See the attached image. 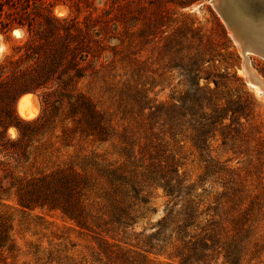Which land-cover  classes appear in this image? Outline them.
<instances>
[{
	"label": "rangeland",
	"instance_id": "1",
	"mask_svg": "<svg viewBox=\"0 0 264 264\" xmlns=\"http://www.w3.org/2000/svg\"><path fill=\"white\" fill-rule=\"evenodd\" d=\"M126 1L130 13L123 7ZM28 2L29 14L20 16L25 0H0V135L5 136L0 148V213L11 218L13 243V250H0V264H103L110 259L92 233L79 229L59 210L21 208L15 189L9 187L11 177L30 179L61 167L73 166L91 173L88 159L93 154H104L108 162L118 159L110 144L99 145L73 131L65 137L64 123L58 117L38 123L20 143H8L19 137L17 118L32 120L41 113V92L30 90L29 79L41 76V69L65 46L90 51L84 60L75 59L85 74L76 89L110 113L114 126L121 123L122 110L129 107L125 103L127 95H135L141 106H178L188 91L190 71L204 62L199 85L213 90L210 102L220 109L219 114L227 113L229 118L235 108L231 101L239 99L250 122L245 124L246 131L234 137L237 147L232 151L222 146L217 131L209 140L211 155L220 161L230 159L223 163L228 167L242 168L249 160L261 161L259 167H248L246 174L253 179L256 170L264 171V148L260 146V141L264 142V95L248 83L243 73L244 56L211 0ZM52 15L66 19H52ZM122 15L124 20H120ZM29 18L33 24L30 30L18 25L17 20L26 23ZM5 22L9 24L2 28ZM66 28L73 36L66 33ZM16 30L19 32L14 33ZM246 60L248 67L264 79V58L250 53ZM25 94L31 95L36 105L35 114L27 118L17 110L18 99ZM233 118L244 121L238 112ZM251 125L260 133L252 132ZM186 135L178 148L180 172L196 183L197 192L203 195L221 192L217 174L203 178L204 158L192 146L189 132ZM142 193L147 202L138 207L133 230L149 233L169 205L168 198L161 189L145 188ZM150 257L154 264L170 262L166 255ZM221 262L219 258L216 264ZM241 264H264V253H250Z\"/></svg>",
	"mask_w": 264,
	"mask_h": 264
},
{
	"label": "trees",
	"instance_id": "2",
	"mask_svg": "<svg viewBox=\"0 0 264 264\" xmlns=\"http://www.w3.org/2000/svg\"><path fill=\"white\" fill-rule=\"evenodd\" d=\"M27 2L18 12L20 16L29 14ZM128 3L123 7L130 13ZM2 6L0 3V11ZM17 23L33 28L32 18ZM8 24L2 23V28ZM65 31L73 36L69 28ZM78 49L65 46L41 69V76L29 79L30 90L41 92V113L32 120L17 118L19 137L8 143H20L38 123L58 117L64 123L65 137L73 131L99 145L110 144L118 159L108 162L104 154H93L88 159L91 173L67 166L30 179L11 177L9 187L15 189L18 205L61 211L79 229L101 241L110 258L103 264H154L150 255L168 256L167 264H216L219 258L221 264H241L250 253H264V171L256 170L255 179L246 174L248 167L263 163L249 160L243 169L228 167L223 163L230 159L220 161L209 151V140L217 131L227 151L237 147L234 137L250 123L240 100L231 101L235 108L229 118L227 113L219 114L220 109L210 102L213 90L199 85L202 62L190 71L188 91L178 106H141L135 95H127L129 107L122 110L121 123L114 126L110 113L76 89L85 74L75 59L84 60L91 54L88 49ZM237 112L243 122L233 118ZM250 130L260 133L255 125ZM187 132L192 146L204 158L203 178L217 174L221 192L203 195L197 192L199 186L180 172L178 148ZM3 137L0 135V148ZM260 146L264 148L263 141ZM145 188L161 189L169 205L150 227L151 232L136 233L133 224L138 207L147 202L142 193ZM10 230V216L0 213V250H13Z\"/></svg>",
	"mask_w": 264,
	"mask_h": 264
},
{
	"label": "water",
	"instance_id": "3",
	"mask_svg": "<svg viewBox=\"0 0 264 264\" xmlns=\"http://www.w3.org/2000/svg\"><path fill=\"white\" fill-rule=\"evenodd\" d=\"M240 53L264 58V0H211Z\"/></svg>",
	"mask_w": 264,
	"mask_h": 264
},
{
	"label": "bare ground",
	"instance_id": "4",
	"mask_svg": "<svg viewBox=\"0 0 264 264\" xmlns=\"http://www.w3.org/2000/svg\"><path fill=\"white\" fill-rule=\"evenodd\" d=\"M197 4L199 3H195L193 5H197ZM61 10L62 9L59 7L56 8L57 12H61ZM15 32H19V30L14 31V33ZM0 51H1V47H0ZM247 55L248 53H244V52L242 53V56H244V64H242L243 73L248 83L252 87H254V89L257 92L262 93L264 95V79L259 77L256 73H254V71L250 67H248V62L246 60ZM17 110L21 117L27 118L33 116L36 112V105L33 103L32 96L28 94L21 96L18 99Z\"/></svg>",
	"mask_w": 264,
	"mask_h": 264
},
{
	"label": "crops",
	"instance_id": "5",
	"mask_svg": "<svg viewBox=\"0 0 264 264\" xmlns=\"http://www.w3.org/2000/svg\"><path fill=\"white\" fill-rule=\"evenodd\" d=\"M26 95V94H25Z\"/></svg>",
	"mask_w": 264,
	"mask_h": 264
}]
</instances>
